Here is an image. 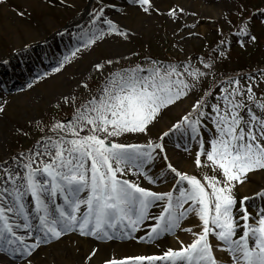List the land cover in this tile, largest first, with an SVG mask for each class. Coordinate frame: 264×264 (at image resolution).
Here are the masks:
<instances>
[{
	"label": "snow or ice",
	"instance_id": "1",
	"mask_svg": "<svg viewBox=\"0 0 264 264\" xmlns=\"http://www.w3.org/2000/svg\"><path fill=\"white\" fill-rule=\"evenodd\" d=\"M130 3L147 16L159 11L153 0ZM106 7L104 4L92 13L91 31L83 33L87 36L84 48L109 35L129 38L127 31L107 18ZM184 11L172 8L167 15L177 21ZM245 12L240 5L237 36L254 41L250 27L255 14L246 16ZM80 50L77 47L65 55L53 71H61ZM219 50L223 56V48ZM145 63L147 67L136 64L110 72L79 105L75 97H64L65 103L75 105L71 118L46 126L53 135L42 136L26 153L0 161V253L18 255L24 264H33L30 258L37 249L68 233L100 241L154 244L185 231L193 238L188 244L179 241V248L107 259L104 264H228L215 255L210 237L218 242L219 251L228 254L230 264H264V207L251 217L245 201L252 198L245 196L239 201L242 215L237 219L235 196L237 185L247 182L250 173H264V94L258 96L254 90L264 83V73L259 81L249 76L246 85L239 78L222 81L218 95L211 87L203 90L158 138L160 142L122 143L119 138L128 134L147 137L165 110L191 100L208 76H215L210 60H200L207 71L194 67L190 59L162 62L146 58ZM104 66L97 63L95 69L102 71ZM170 136L185 141L183 151L192 156L195 167L210 166L218 176H205L202 182L174 166L163 143ZM189 141L198 145L195 153ZM158 158L165 162V169L158 176L151 175ZM140 177L153 185L170 178L172 187L153 191L141 186ZM257 195L264 199V191ZM156 207L161 210L153 215ZM189 216L198 218L200 231L182 227ZM148 221L154 223L137 237ZM238 232L242 235L237 238ZM95 255L93 250L86 259Z\"/></svg>",
	"mask_w": 264,
	"mask_h": 264
},
{
	"label": "rangeland",
	"instance_id": "2",
	"mask_svg": "<svg viewBox=\"0 0 264 264\" xmlns=\"http://www.w3.org/2000/svg\"><path fill=\"white\" fill-rule=\"evenodd\" d=\"M35 1L32 5H27L23 0H4L0 3V107L4 108V111L0 112V161L18 153H26L42 136L53 135L46 126L71 118L75 105L65 103L64 98L56 97L57 89L50 88L49 95H42L41 92L50 80L63 78L66 71L77 69V64L81 67L82 75L69 97H75L76 105H79L96 92L110 72L136 64L147 67L146 58L162 62H181L190 59L192 65L201 71H207L200 63L201 59L213 63L212 72L215 76L214 78L212 75L208 76L200 93L193 95L191 100L169 107L163 112L158 123L150 127L147 137L133 134L134 142H124L129 144H143L147 139L160 142L158 138L189 110L191 101L202 94L203 90L211 87L214 95H218L220 87L223 86L222 81L239 78L241 84L246 85L249 76L259 81L262 79L261 73H264V15H260V10L264 9V0H211L216 4L217 10L215 17L210 19L202 17L204 11L199 7L192 6L199 11L196 17L186 12L191 7L192 0H153L159 11L151 16L135 10L136 6H133L130 0ZM104 4L108 5L105 8L107 18L117 23L121 30L127 31L129 38L109 35L91 47L84 48L83 42L87 36L83 33L91 31L92 13ZM240 5L246 8V16L255 14L250 27L251 36L256 37L254 41L249 37L237 36ZM172 8L185 10L177 21L171 20L167 15ZM80 16H83L82 20L74 24ZM193 25L195 27H192ZM27 29L33 31L34 38L38 40L33 42L35 39H29L26 35ZM221 41H224L223 45ZM16 47L21 48V53L14 55L13 50ZM77 47L81 50L71 63L64 64L61 71L54 72L53 69L59 66L63 57L70 55ZM221 47L224 50L223 56L219 50ZM107 60L114 63L108 65L105 63ZM97 63L105 64L102 71L95 69ZM29 84L32 87H28ZM85 84L87 87L83 86ZM254 90L258 96L264 94V83ZM24 94H35L36 98L30 102L27 97H22ZM179 107L182 110H177ZM129 137L130 134L120 137L119 140L124 141ZM204 139L208 140L207 133H204ZM163 143L169 161L178 169L182 170L181 164L182 171L195 175L202 182H205V176H218V172H213L210 166L195 167L191 162L192 156L183 151L185 144L183 139L170 136L165 137ZM177 143L181 147H176ZM189 146L193 153L198 150L195 143L189 141ZM164 169L165 162L158 158L156 167L151 169L150 174L158 176ZM253 175H257L258 179L254 182L253 195H249L251 193L246 194L243 189L253 183ZM129 178L137 180L135 176ZM138 182L153 191H168L172 187L170 178L169 182L160 179L154 185L149 184L143 177H140ZM262 191L264 173L261 172L250 173L247 182L237 185L235 189L238 201L237 219L242 215L239 213V201L245 196L252 198L245 201L248 213L251 217L257 216L258 210L264 207V199L257 195ZM160 210V207H156L152 209V214H158ZM153 223L154 221L146 222L142 230L135 235H145L147 226ZM199 223L198 218L189 216L182 227H190L193 232H198ZM240 235L242 232L237 233V238ZM176 236L188 239L187 242H191L193 238L188 232L179 231L175 236L168 235L154 244H149L148 251L153 255L162 254L168 248H179L180 244L174 241ZM69 237L83 236L68 233L61 238ZM56 241L58 240L37 249L30 258L33 264H39L40 261L50 264L51 259L46 256L45 249ZM109 241L128 243L134 240ZM216 254L224 255L226 258L224 261L230 264L227 253L218 250ZM0 257L9 263L24 264V258L18 255L0 253Z\"/></svg>",
	"mask_w": 264,
	"mask_h": 264
},
{
	"label": "bare ground",
	"instance_id": "3",
	"mask_svg": "<svg viewBox=\"0 0 264 264\" xmlns=\"http://www.w3.org/2000/svg\"><path fill=\"white\" fill-rule=\"evenodd\" d=\"M24 3L27 5H32L35 0H23ZM195 4V5H193ZM199 7L201 10H203L204 14L202 15L205 19H210L212 17H215L217 6L212 2L211 0H192V5L189 9L186 10L187 13H192L193 17L198 16V10L194 9V7ZM211 16V17H210ZM83 16H80L77 21L74 22V24H77L79 21H81ZM26 35L29 37V39L38 40L37 38H34V32L30 31L29 29L26 30ZM20 47H16L13 52L14 55H17L20 52ZM21 53V52H20ZM7 60V59H6ZM9 60V59H8ZM77 69L66 71V75L63 78H57L55 80H50L48 85L42 89V95H49L50 88L57 89L56 97L58 98H64L69 97L73 88L80 80V77L82 75L81 67L79 64L76 65ZM75 66V67H76ZM22 97H27L29 101L31 102L33 99L36 98L35 94H24ZM177 110H182L181 107L177 108ZM127 140L119 142H134L135 138L133 137V134H130L129 138H126ZM129 144V143H128ZM180 167L183 170V167L180 164ZM258 179L257 175H253L252 177V184H248L244 187L243 191L249 195H253L252 190L254 188V182ZM143 235H139L137 237H140ZM179 237V240L177 239ZM174 241L179 244V241H183L185 244H188L190 242H187L188 239L182 238L180 236L174 237ZM210 241L213 244L214 253L218 258H221L222 260H226L224 255H217L216 252H218L217 244L218 242L210 237ZM149 244L138 242L137 240L128 242V243H117L115 241H100L96 240L93 237H86V238H79V237H69V238H60L58 241H56L52 246L47 247L45 250L46 256H48L51 259L50 264H104V261L107 259H113V258H124L127 256H133V255H152L149 251ZM95 250L96 255L92 257L90 261H88L86 258L91 254V252ZM167 250V249H165ZM164 250V251H165ZM4 264H13L12 262L9 263L7 260H3ZM39 264H46L43 261H40Z\"/></svg>",
	"mask_w": 264,
	"mask_h": 264
}]
</instances>
